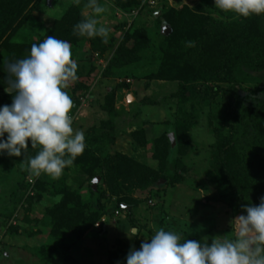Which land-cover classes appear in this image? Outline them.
<instances>
[{
    "label": "trees",
    "instance_id": "obj_1",
    "mask_svg": "<svg viewBox=\"0 0 264 264\" xmlns=\"http://www.w3.org/2000/svg\"><path fill=\"white\" fill-rule=\"evenodd\" d=\"M109 1L120 10L131 13L136 9L140 12L144 0ZM37 2L39 0H0V50L6 54L8 61L25 58L29 55L32 44H39L48 35L67 40L72 47L89 42L92 50L100 55L110 48L108 42L104 43L101 37H81L73 33L74 26L85 19L82 9L87 0H79L69 6L52 28L45 31L43 37L12 41L27 26L29 10ZM199 12L186 5L178 9L161 10L162 22L167 24L171 32L164 38L166 47L157 70L146 78L150 81L177 82L179 88L176 95L182 101L188 99L187 94L191 97L201 96L205 105L213 97L220 100L219 105L224 107L222 120L226 129L214 126L211 119L207 122V130L213 142L209 147V170L206 176L213 185L225 191L228 210L243 214L245 205H258L260 197L264 196V15L245 18L233 12L217 10V17L211 13L203 15ZM149 46L150 40L143 29L127 31L103 74L109 76L112 72H121L139 63L141 54ZM93 70L91 68L89 72ZM3 80L4 78L0 80V106L11 103V96L4 91ZM205 90H209L214 96H208ZM74 91L80 93L75 95ZM88 92L89 88L84 84L75 83L71 96L72 110L81 106ZM114 101L115 94L111 90L101 106L103 112L111 117L117 115ZM178 113L167 124L166 132L154 142L153 159L158 164L157 169L125 155L104 154V150L117 137L111 120L101 123L104 130L100 133L91 129V136L85 138L84 152L76 157L72 166L67 167L87 176L88 198L82 197L80 188L71 189L62 185L57 191L58 201L46 209L52 244L41 246L38 250L46 262L64 257V253L94 229V225L102 217L112 216L116 211H125L134 228L136 225L132 211L138 205V200L127 194L133 189H154L157 198L164 187L157 185L160 180L170 186L183 181L185 169L180 159L188 153L190 131L195 127V118L181 109H178ZM170 133L175 138L174 147L168 137ZM141 134L143 132L139 131L134 134L135 137L132 135L138 145L144 144ZM28 147L25 152H28ZM35 155L36 153L33 156ZM14 158L20 160L18 157ZM172 163L175 164L174 175L169 178L167 166ZM96 177H100L101 181L96 190H93L91 183ZM102 184L107 186L109 196L115 200L112 209L102 202L105 196L100 190ZM43 187L42 182L34 184V195L25 200V212H29L40 201L38 190ZM122 205L129 207V210H123ZM8 211L14 213L11 206H7ZM5 213L0 210L3 235L18 234V225H7V218L1 220ZM103 228L104 225L101 232ZM140 245V242H136L134 247L139 249ZM131 248L118 241L115 250L110 252V264H123Z\"/></svg>",
    "mask_w": 264,
    "mask_h": 264
},
{
    "label": "rangeland",
    "instance_id": "obj_2",
    "mask_svg": "<svg viewBox=\"0 0 264 264\" xmlns=\"http://www.w3.org/2000/svg\"><path fill=\"white\" fill-rule=\"evenodd\" d=\"M151 1L153 5H150ZM75 3L77 0H39L29 10L27 26H24L12 41L21 42L43 37L45 31L51 29L54 22ZM98 3L106 9L96 18L100 24L110 29V48L100 55L92 50L89 42L77 47L71 46L72 59L78 64V78L70 83L66 91L71 97L76 82L89 88L87 98L81 102V106L70 112L73 118L72 127L74 131H83L85 138H89L91 129L100 133L104 130L101 123L111 120L117 137L115 142L104 150V154L125 155L147 167L157 169L158 164L153 159L154 142L166 132L167 124L174 120L178 109L192 114L195 127L190 131L191 144L186 156L180 159L185 169L183 181L170 186L160 180L157 185L164 187L157 198L154 189H133L127 194L130 198L138 200V205L132 211L136 225L134 228L125 211H121L118 217L108 216L102 232L91 229L80 242L64 253V257L54 258L48 263L38 253L41 246L52 244L46 209L58 201L57 191L62 185L71 189L80 188L82 197L88 198L87 176L72 168H65L57 178L43 173L37 176L30 172L26 160L38 152L39 146L33 148L29 144L28 152L23 149L22 155L18 157L20 160L7 154L0 155V210L6 212L1 220L7 218V225L14 222L20 227L18 234L2 235L0 264H110V252L115 250L118 241L134 247L136 242L142 243L161 228L179 234L182 241L195 239L204 243L217 236L229 239L237 236L238 225L232 221L240 214L228 210L225 191L213 185L206 176L209 170V147L213 142L207 130V122L211 119L214 126L226 129L222 120L224 107L219 105L220 100L214 98L209 90H205L208 96L213 97L208 105H205L198 95L191 97L187 94L188 99L182 101L176 95L179 88L177 82L150 81L146 78L157 70L166 47L164 38L170 30L168 26L162 28V18L157 17V13L186 5L191 10L197 9L200 14L211 13L218 17L219 9L214 7V0H144L140 12L138 9L134 10L138 13L131 18L125 16L130 13L120 10L109 0H98ZM92 14L85 4L82 15L87 18ZM133 29H143L146 32L150 40L149 48L141 54L139 63L105 76V68L124 34ZM7 62L9 61L6 54L0 50V80L7 75L2 71ZM91 68L94 70L90 73ZM111 90L115 94L114 109L117 115L114 117L101 109L106 95ZM74 92L75 95L80 93ZM129 95L132 99L128 101ZM139 131L143 132L140 135L143 145H138L133 138ZM174 165L172 163L167 166L169 172L166 173L169 178L174 175ZM29 180L34 183L42 182L44 187L38 190L40 201L35 203L29 212H25ZM100 190L105 193L102 202L112 209L115 200L109 196L107 186L102 184ZM7 206H11L14 213L7 212ZM133 230L138 231L137 236L131 235Z\"/></svg>",
    "mask_w": 264,
    "mask_h": 264
},
{
    "label": "clouds",
    "instance_id": "obj_3",
    "mask_svg": "<svg viewBox=\"0 0 264 264\" xmlns=\"http://www.w3.org/2000/svg\"><path fill=\"white\" fill-rule=\"evenodd\" d=\"M86 7L93 14L78 22L73 33L107 43L110 29L96 18L106 9L98 0H87ZM214 7L245 18L264 15V0H214ZM77 69L70 43L53 35L32 44L25 58L3 65L4 91L11 103L0 106V155L20 157L29 144L39 146L26 160L28 170L52 178L74 164L86 147L84 132L72 127L73 101L66 91L78 78ZM232 223L238 225L236 238L217 236L204 243L182 241L179 234L161 228L139 249L132 247L123 264H264V196L258 205H245Z\"/></svg>",
    "mask_w": 264,
    "mask_h": 264
},
{
    "label": "built area",
    "instance_id": "obj_4",
    "mask_svg": "<svg viewBox=\"0 0 264 264\" xmlns=\"http://www.w3.org/2000/svg\"><path fill=\"white\" fill-rule=\"evenodd\" d=\"M150 5H153V2L151 1L150 2ZM138 13V11H133L132 13L130 14H125L126 18H131V16H134ZM129 24L131 23L130 21H128ZM29 184H30V187H29V190H28V196H33L34 195V191H33V186H34V182L32 180H29ZM120 215V213L118 211H116L114 213V216L118 217ZM107 221V218L106 217H102L95 225H94V230H100L101 227L106 223ZM14 224V222H13ZM15 225V224H14ZM4 234V230L2 229V227H0V253L2 252V243H1V237L2 235Z\"/></svg>",
    "mask_w": 264,
    "mask_h": 264
},
{
    "label": "water",
    "instance_id": "obj_5",
    "mask_svg": "<svg viewBox=\"0 0 264 264\" xmlns=\"http://www.w3.org/2000/svg\"><path fill=\"white\" fill-rule=\"evenodd\" d=\"M48 2H49V0H48ZM161 15V13L159 12V13H157V17H159ZM165 26H167V24L165 23V22H162V28H164ZM170 30H169V32L167 33V34H170ZM132 99V97L129 95L128 96V98H127V100L129 101V100H131ZM168 137H169V140H170V142H171V145H172V147H174V145H175V138H174V135L172 134V133H170V134H168ZM101 181V178L100 177H96L93 181H92V183H91V187L93 188V190H96V187H97V185H98V183ZM121 208L123 209V210H126V211H128L129 210V207H127V206H124V205H122L121 206Z\"/></svg>",
    "mask_w": 264,
    "mask_h": 264
}]
</instances>
